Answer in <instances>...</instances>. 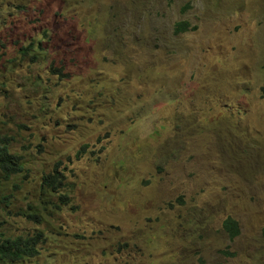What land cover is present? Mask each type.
<instances>
[{
	"label": "rangeland",
	"instance_id": "1",
	"mask_svg": "<svg viewBox=\"0 0 264 264\" xmlns=\"http://www.w3.org/2000/svg\"><path fill=\"white\" fill-rule=\"evenodd\" d=\"M4 135V264H264V0H0Z\"/></svg>",
	"mask_w": 264,
	"mask_h": 264
},
{
	"label": "trees",
	"instance_id": "2",
	"mask_svg": "<svg viewBox=\"0 0 264 264\" xmlns=\"http://www.w3.org/2000/svg\"><path fill=\"white\" fill-rule=\"evenodd\" d=\"M191 29V25L187 21L178 22L176 31L183 32ZM33 44H30L31 46ZM28 46H23L21 50H27ZM11 139L8 136H0V173L4 178H9L22 171V156L16 155L10 150ZM1 182V179H0ZM65 186V176L60 170V163H57L54 169L43 176L42 190L44 192L53 193ZM60 203L69 202L67 194H62L58 200ZM20 211L24 217L34 222H41V217L36 212ZM223 228L230 238H235L240 234L238 222L232 217H227L223 221ZM45 241L42 231L34 234H20L10 236L4 231V221L0 219V264L15 262L18 260L33 258L40 254V245Z\"/></svg>",
	"mask_w": 264,
	"mask_h": 264
}]
</instances>
